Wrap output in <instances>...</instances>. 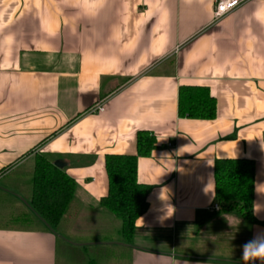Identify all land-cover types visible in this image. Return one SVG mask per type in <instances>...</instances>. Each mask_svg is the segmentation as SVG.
Returning <instances> with one entry per match:
<instances>
[{
	"label": "crops",
	"instance_id": "obj_1",
	"mask_svg": "<svg viewBox=\"0 0 264 264\" xmlns=\"http://www.w3.org/2000/svg\"><path fill=\"white\" fill-rule=\"evenodd\" d=\"M216 1L0 0V264H60L74 208L83 223L100 210L106 157L137 156L141 132L156 139L136 167L148 209L128 243L76 264H243L242 246L264 240V0L219 20ZM182 86L208 90L213 120L179 117ZM38 156L75 182L55 231L9 226L29 212ZM220 159L254 162L259 224L212 211Z\"/></svg>",
	"mask_w": 264,
	"mask_h": 264
},
{
	"label": "trees",
	"instance_id": "obj_2",
	"mask_svg": "<svg viewBox=\"0 0 264 264\" xmlns=\"http://www.w3.org/2000/svg\"><path fill=\"white\" fill-rule=\"evenodd\" d=\"M178 115L180 118L192 120H213L216 115V102L206 88L182 86L179 88ZM136 145L137 156L106 157L108 194L101 199L100 210L91 211V218L85 223L78 219L85 211L78 206L74 208L75 219L68 228L74 229L76 234H60L63 247H69L78 256H84L90 245L100 250L113 245L115 241H130L135 221L148 209L147 196L151 190L137 181V161L150 156L156 148V139L151 133L141 132L137 135ZM214 181L215 203L218 204L219 211L237 213L249 223L259 224L252 215L255 182L253 161L216 160ZM74 192L75 182L64 169L55 167L45 156L36 157L31 179L29 212L14 216L9 226L23 229L42 226L49 231H55L74 207ZM105 214L120 221L119 232H116ZM116 234L120 236L119 239ZM79 244H83V248L74 247ZM95 256L98 260L99 255ZM95 263V260L91 262Z\"/></svg>",
	"mask_w": 264,
	"mask_h": 264
},
{
	"label": "built area",
	"instance_id": "obj_3",
	"mask_svg": "<svg viewBox=\"0 0 264 264\" xmlns=\"http://www.w3.org/2000/svg\"><path fill=\"white\" fill-rule=\"evenodd\" d=\"M246 1H249V0H217L215 2V8H214V14H213L214 19L219 20L227 16L228 14L233 12L235 9L242 6ZM103 112H104L103 106H98L92 111V113H97V114H100ZM168 147H172V144L169 143ZM212 211H219L218 204H215L212 207Z\"/></svg>",
	"mask_w": 264,
	"mask_h": 264
},
{
	"label": "clouds",
	"instance_id": "obj_4",
	"mask_svg": "<svg viewBox=\"0 0 264 264\" xmlns=\"http://www.w3.org/2000/svg\"><path fill=\"white\" fill-rule=\"evenodd\" d=\"M243 264H264V240L254 237L242 246Z\"/></svg>",
	"mask_w": 264,
	"mask_h": 264
},
{
	"label": "rangeland",
	"instance_id": "obj_5",
	"mask_svg": "<svg viewBox=\"0 0 264 264\" xmlns=\"http://www.w3.org/2000/svg\"><path fill=\"white\" fill-rule=\"evenodd\" d=\"M114 218V217H113ZM117 220V219H116ZM116 222H120L119 220H117ZM63 234V233H62ZM231 247H233V246H230L229 248H231ZM232 249V248H231ZM87 250H94V248H92V247H89ZM90 251H87V255H84V257H83V260H84V263H85V261L86 262H89V260H90V256H91V254L89 253ZM75 254H77V252H74V251H72V252H68V253H66V254H64V256L63 255H61L60 256V258H61V262H60V264H68V263H70V264H76V262H79V263H82V262H80V260H81V258L79 257H77L76 258V256H75ZM75 256V257H74ZM63 261V262H62Z\"/></svg>",
	"mask_w": 264,
	"mask_h": 264
},
{
	"label": "water",
	"instance_id": "obj_6",
	"mask_svg": "<svg viewBox=\"0 0 264 264\" xmlns=\"http://www.w3.org/2000/svg\"><path fill=\"white\" fill-rule=\"evenodd\" d=\"M54 166L57 167V168H59V169H63L64 166H65V164L62 163V162H56V163L54 164Z\"/></svg>",
	"mask_w": 264,
	"mask_h": 264
}]
</instances>
